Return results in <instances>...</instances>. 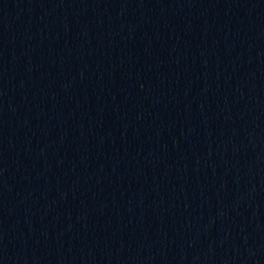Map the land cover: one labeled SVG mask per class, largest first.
<instances>
[{"label": "water", "instance_id": "obj_1", "mask_svg": "<svg viewBox=\"0 0 264 264\" xmlns=\"http://www.w3.org/2000/svg\"><path fill=\"white\" fill-rule=\"evenodd\" d=\"M264 183V0H0V264H216Z\"/></svg>", "mask_w": 264, "mask_h": 264}]
</instances>
